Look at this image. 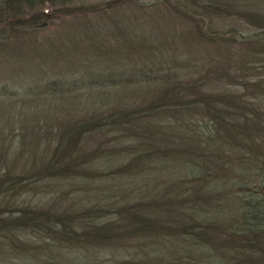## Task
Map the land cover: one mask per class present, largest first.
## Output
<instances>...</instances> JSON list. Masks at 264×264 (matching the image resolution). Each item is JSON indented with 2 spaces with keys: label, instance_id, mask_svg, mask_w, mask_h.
<instances>
[{
  "label": "trees",
  "instance_id": "1",
  "mask_svg": "<svg viewBox=\"0 0 264 264\" xmlns=\"http://www.w3.org/2000/svg\"><path fill=\"white\" fill-rule=\"evenodd\" d=\"M33 2L0 0V29L9 32L13 40L37 28L39 19L46 17L42 9L32 12ZM179 4L177 10L185 17L177 19L191 24V33H186L184 40L197 48L172 52V58L181 55L185 76L195 73V77L179 79L178 63L164 71L135 66L142 63L144 51L135 53L125 48L128 55H136L133 65L123 66L117 73L110 68L104 75L117 80L123 95L116 96L117 92L112 97L108 92L112 89L107 87L114 84L102 78L96 97L90 99L97 106L88 105L87 100L85 105L74 97L73 101L61 98L64 88L79 89L74 79L63 81V74L62 80L39 85L37 90L31 88V93L46 94L42 99L34 96L30 103L25 98L20 100L22 105L12 100L0 104L7 110L21 106L29 110L26 116L33 120L49 112L42 114V107L63 106L74 116L63 125L59 123L63 137L37 170L34 168L38 164L33 162L30 171L25 165L19 173H11L19 168L21 153L9 144V158L5 152L0 154V164L5 167L0 176L1 196L6 192L4 185L11 182L21 192L36 179L67 172L92 175L96 157L73 152L80 148L79 137L86 132L108 127L109 132L117 133L115 144L126 143L118 157L102 153L99 146L90 150L102 154V160H97L102 169L121 159L116 175L104 178L108 179L103 182L104 189H116L111 196H104L111 200L109 203H100L98 197L103 195L97 185L99 194L89 198L97 201L77 210L49 214L20 205L18 211L0 213V231L4 228L10 234L16 228L31 226L33 234L46 232L58 241L59 256L69 250L78 253L72 259L74 264H99L98 254L102 264H264V58L259 57L257 62L261 64L256 65L241 53L245 43L256 41L258 48L252 49V56H264V0H180ZM226 17L233 21L227 31L206 20ZM246 24L255 30L246 32ZM150 35L144 30L136 32L135 41H144ZM222 43L227 46L225 56L220 54ZM150 45L158 47L151 41ZM106 48L111 54L118 53L115 59L119 62L123 48ZM147 51L145 56L150 59L153 51ZM91 80L82 85L92 87ZM225 82L244 90L232 91ZM28 105L37 114L41 110L42 115L33 117L35 112L26 109ZM81 109L84 114L83 110L76 113ZM22 117L15 111L1 113L0 131L14 129ZM27 126L35 133V143L44 139L40 124ZM7 162L11 163L9 172ZM71 169L74 171H68ZM110 180L116 184H110ZM119 189H124L121 195ZM120 241L133 248L120 253ZM91 249L93 257L86 260L80 253Z\"/></svg>",
  "mask_w": 264,
  "mask_h": 264
},
{
  "label": "rangeland",
  "instance_id": "2",
  "mask_svg": "<svg viewBox=\"0 0 264 264\" xmlns=\"http://www.w3.org/2000/svg\"><path fill=\"white\" fill-rule=\"evenodd\" d=\"M179 1L34 0L33 4L35 7L32 8V12L42 9L46 16L39 19L37 28L30 29L25 34L23 32L20 37L16 38L18 41L13 40L9 32L4 33L0 29V102H2L0 104L7 105L6 103L12 100L18 102L17 105H22L24 103L22 101L19 103L20 100L25 98L30 103V99L35 98L34 96L42 99V96L46 97V94L31 93V88L34 86L37 90L39 85L44 87L46 83H51L58 79L62 80L64 76L60 77L63 74L66 75L63 81L70 83L74 79L76 87L79 89L67 91L64 88L63 93H61L64 96L59 95L61 98L73 101L71 97H74L75 99H80L83 103L87 100L88 105L96 103L94 106H97V102H92L90 99L93 96L96 97L97 94L95 92L101 88L98 84L102 78L105 83L114 84L107 87V90L109 88L112 89L108 91L112 97L117 92L116 96L123 95L124 92L120 90L121 86L117 83V80L115 81L114 77L108 79L104 75L110 68L114 69L112 72L116 71L117 73L118 69L123 66L133 65L136 55H128L124 51L125 48L128 50L130 48L135 53L144 51L142 63L135 66L143 65L145 68L147 65L153 71L161 68H163L161 71H164L168 69V65L172 64L171 67L174 68V65L178 63L179 66L177 65L176 70L180 73L179 79L189 76L195 77V73L185 76L181 55L176 60L175 57L172 58V54L175 51H181V49L182 51L196 50L194 48H197L195 43H187L184 40L186 33L188 35L191 33V24L185 20L177 19V17H185L177 10L178 6H180ZM250 12L252 11L250 10ZM253 16L257 17L260 15ZM261 16H264V14ZM206 20L212 21L224 31L230 29L233 22L227 17L223 20L219 18H207ZM244 27L246 32L255 30L253 26L248 24ZM142 30L151 35L144 41L140 39L139 42H136L135 33H139ZM150 41L158 47L149 46ZM99 44H103V46L98 48V46L100 47ZM106 47H112L113 51L114 48H120L117 49L119 51L123 48L124 52H120L122 57H120L119 62L115 59L118 53L111 54L108 50L106 51ZM222 48L223 51L221 50L220 54L225 56V54H228L226 51L227 46L225 47V44L222 43ZM237 48L235 44V49ZM256 48H258L256 41H251L241 47V53L245 54V59L253 60L256 65H260L261 62H257V59L259 57L264 58V56H252V49ZM147 50L153 51L150 58L152 60L145 56L149 53ZM261 55H264V53H261ZM194 68L190 67L188 69L192 70ZM89 79H92L90 81L92 87H89L91 89L82 85L87 83ZM248 79L246 77V81ZM223 81L226 80L224 79ZM262 84L264 86V83ZM224 85L228 86L230 84L225 82ZM228 87L237 93L244 90L240 85ZM68 88L70 89V87ZM248 89L252 90L254 88L248 86ZM90 90L92 91L90 92ZM93 91L94 94H92ZM27 104L26 102V106ZM2 105H0V114H10L15 111L16 114L20 113L23 117L19 119L14 129H5L7 131L1 129L0 133H3L1 134L2 138L0 137L1 156L5 152V155L9 158L7 153V150L11 149L9 144H14L15 149L20 150L21 161L17 162L19 168L12 169L11 173H19V169L24 168L25 165L28 166V171H30L33 168V162H37L38 165L34 168L37 170L39 164H44L48 161V157L54 152L60 138L63 137L62 127L58 126L59 123L65 124L73 115L70 116L71 112L63 110V106L62 108L53 107L51 109L42 107V111L40 110L42 114L44 111L49 112L42 115L39 111L38 114L42 116L33 120L31 117L26 116L25 112L29 110H25L21 106L7 110ZM26 109H31L32 112H35L33 117L38 115L36 109L31 105H28ZM83 109L76 111V113L81 112ZM72 114L75 113L72 112ZM36 122L42 128L40 129L42 137L44 135V139L42 141L38 139L37 143L33 141L35 133L27 126H32L33 123L36 125ZM108 130L110 128L106 127L92 134L86 132V134L79 137L78 144L80 148L76 147L73 152L77 156L78 153L88 152V154L95 156L97 160H102L100 151H90L91 148L99 146L102 153H110L113 157H118L121 148L126 143L122 141L115 144L114 139L117 137V133L114 131L109 132ZM12 139H16L15 143H11ZM97 160H93V168L90 169L92 175L87 176L85 172L81 174H78L79 172H67L63 176L36 179L30 181L21 192H17L16 188L12 187V182L4 185L6 192L2 196L0 195V209H2L0 213L7 215L14 210L18 211L20 205H22L21 207L26 205L32 209L36 207L37 210L46 211L49 214L60 212L61 210L62 212H70V210L79 209L80 206L85 207V205L96 202L97 200L90 201L89 198L99 193L103 195L98 197L100 203L106 205L111 200L105 199L104 196H111L112 193H116V189H104L103 182L108 180H104V178L115 176L116 167L122 162L121 159H115L109 164V167L102 169L101 163ZM7 163L6 171L9 172L8 165L11 163ZM3 167L0 164V176L5 172V167ZM76 168L79 171V167L77 166ZM108 171H110V174L105 176L104 173ZM163 177L166 178L165 175ZM109 183L116 184V181L110 180ZM90 185L94 186L90 188ZM97 185L101 187V192L99 193L96 192L97 188L100 189ZM125 188L128 190L126 184L124 185ZM124 189H119L120 195ZM30 227L28 229L16 228L13 233H10L11 235L9 232L7 234L4 228L2 229L4 231H0V264H74L72 259L78 256L76 251L74 253V251L69 250L67 254L59 256L60 252L56 250L58 241L48 236L46 232L38 233L35 230L36 234H33L35 232ZM125 243L127 242L120 241V253L122 250L126 252L125 248H130ZM80 254L85 256L86 260L87 258L91 260L93 257L92 249ZM97 261H101L99 264L103 263L99 254ZM78 264H81V262Z\"/></svg>",
  "mask_w": 264,
  "mask_h": 264
}]
</instances>
